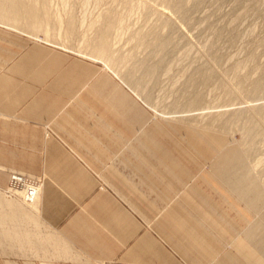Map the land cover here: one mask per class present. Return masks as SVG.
I'll return each mask as SVG.
<instances>
[{"label": "crops", "instance_id": "crops-1", "mask_svg": "<svg viewBox=\"0 0 264 264\" xmlns=\"http://www.w3.org/2000/svg\"><path fill=\"white\" fill-rule=\"evenodd\" d=\"M7 64L0 156L40 159L22 172L42 189L29 206L0 198V264H239L219 258L223 216L143 103L41 45Z\"/></svg>", "mask_w": 264, "mask_h": 264}, {"label": "rangeland", "instance_id": "rangeland-1", "mask_svg": "<svg viewBox=\"0 0 264 264\" xmlns=\"http://www.w3.org/2000/svg\"><path fill=\"white\" fill-rule=\"evenodd\" d=\"M23 2L44 22L17 29L0 8L8 15L0 70L41 45L90 65L83 74L94 68L90 85L106 78L121 87L159 119L161 149L175 151L223 216L219 258L264 261V0ZM14 153L0 156V198L29 206L10 177L22 175L39 195L42 180L22 169L40 159Z\"/></svg>", "mask_w": 264, "mask_h": 264}, {"label": "bare ground", "instance_id": "bare-ground-1", "mask_svg": "<svg viewBox=\"0 0 264 264\" xmlns=\"http://www.w3.org/2000/svg\"><path fill=\"white\" fill-rule=\"evenodd\" d=\"M23 1L24 0H0V8L1 9L6 8L7 11L11 12V19L14 22V27H16L18 29V27L20 28V26H27L29 28V27H32L36 23L44 22L42 20V15H45V14L42 11L40 12L39 10H37L36 7H34L32 5H28L27 3L23 2ZM12 14H13V16H12ZM0 16L8 19L7 14L4 15L3 13H1ZM6 25H8V24H6ZM4 27H6V26H4ZM105 32L106 31L103 32V35L105 34ZM101 33H102V30H100V34ZM101 40H105V38L103 36H101ZM36 193L37 192H35V194L32 193L30 195V198H29V199H31V200H29L30 202L34 201L37 198L36 196H38V195Z\"/></svg>", "mask_w": 264, "mask_h": 264}, {"label": "built area", "instance_id": "built-area-1", "mask_svg": "<svg viewBox=\"0 0 264 264\" xmlns=\"http://www.w3.org/2000/svg\"><path fill=\"white\" fill-rule=\"evenodd\" d=\"M27 181L28 180L26 178H24L22 175L19 176V174L18 175H16V174L12 175L11 176V179H10V183H11V186L12 187H17V186L23 187L24 192H25L24 200L28 203V201L31 200V199H29L30 198V195L32 193L35 194V192H37L38 189L29 186L27 184Z\"/></svg>", "mask_w": 264, "mask_h": 264}]
</instances>
